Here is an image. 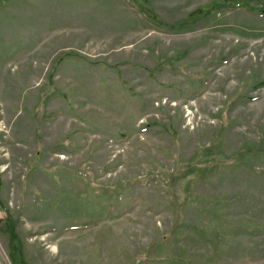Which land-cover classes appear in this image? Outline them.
Instances as JSON below:
<instances>
[{"label":"rangeland","instance_id":"obj_1","mask_svg":"<svg viewBox=\"0 0 264 264\" xmlns=\"http://www.w3.org/2000/svg\"><path fill=\"white\" fill-rule=\"evenodd\" d=\"M0 264H264V0H0Z\"/></svg>","mask_w":264,"mask_h":264},{"label":"trees","instance_id":"obj_2","mask_svg":"<svg viewBox=\"0 0 264 264\" xmlns=\"http://www.w3.org/2000/svg\"><path fill=\"white\" fill-rule=\"evenodd\" d=\"M129 2V1H128ZM129 4L132 6V7H135V8H137V9H139L140 10V8H139V6L137 7L134 3H131V2H129ZM143 10V12H144V15L148 18V19H150V20H152V21H155V22H158V23H160L161 21L158 19V18H156L155 16H153L152 15V13L150 12V11H148V10H146V9H142ZM5 221V227H7L8 229H10V221H9V218H7L6 220H4ZM4 227V228H5ZM11 233H13V231L11 232Z\"/></svg>","mask_w":264,"mask_h":264}]
</instances>
